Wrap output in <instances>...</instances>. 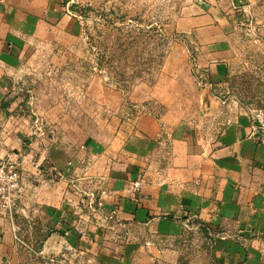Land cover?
<instances>
[{
    "label": "crops",
    "instance_id": "obj_1",
    "mask_svg": "<svg viewBox=\"0 0 264 264\" xmlns=\"http://www.w3.org/2000/svg\"><path fill=\"white\" fill-rule=\"evenodd\" d=\"M236 2L188 0L177 21L207 77L190 111L170 100L171 80L164 93L149 92L167 107L157 113L144 109L145 94L93 79L87 117L104 122L83 134L67 109L45 131L41 122L35 130L38 117L23 88L35 59L67 57L77 24L60 0H0V157L16 159L21 175L17 208L0 217V264H17L22 244L49 261L73 249L92 264H180V253L163 241L169 246L199 225L215 239L197 264H251L264 243V141L249 116L220 94ZM73 184L93 186L103 208L89 212Z\"/></svg>",
    "mask_w": 264,
    "mask_h": 264
},
{
    "label": "rangeland",
    "instance_id": "obj_2",
    "mask_svg": "<svg viewBox=\"0 0 264 264\" xmlns=\"http://www.w3.org/2000/svg\"><path fill=\"white\" fill-rule=\"evenodd\" d=\"M60 1L64 14L77 24L72 51L59 63L48 57L35 59L23 87L32 98L29 111L37 114L34 118L38 117L44 131L56 116H66L62 111L66 109L74 120L78 118L83 134L102 129L104 119H90L85 108L87 83L93 79L128 95L145 94L144 109L151 107L157 113L167 107L150 98L149 92L158 88L164 93L163 84L171 80L170 100L190 111L191 101L207 77L196 45L176 29L188 0ZM231 8L232 33L224 40L228 70L220 94L249 116L264 141V0H239ZM65 124L69 127L70 120ZM73 186L84 193L89 212L103 208V199L96 197L93 186ZM97 202L101 207H96ZM25 223L21 221L22 226ZM213 236L203 228H186L172 240V246L163 244L180 253V264H197L206 260L205 244L214 241ZM35 251V246L22 244L17 264H92L73 249L65 257L58 256L59 261L54 257L44 260ZM254 252L251 264H264V243Z\"/></svg>",
    "mask_w": 264,
    "mask_h": 264
},
{
    "label": "built area",
    "instance_id": "obj_3",
    "mask_svg": "<svg viewBox=\"0 0 264 264\" xmlns=\"http://www.w3.org/2000/svg\"><path fill=\"white\" fill-rule=\"evenodd\" d=\"M38 119H35V129L41 131ZM38 168V165H35ZM20 166L16 159L10 157H0V217H11L17 208V203L20 198ZM142 186V181L139 180L134 184V190L138 191ZM96 207H101V202L96 203ZM199 228L207 229L205 226Z\"/></svg>",
    "mask_w": 264,
    "mask_h": 264
}]
</instances>
